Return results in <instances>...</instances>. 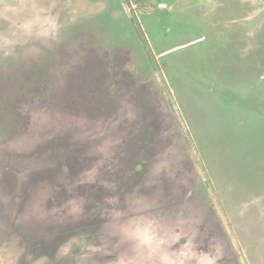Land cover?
<instances>
[{
	"label": "rangeland",
	"instance_id": "1",
	"mask_svg": "<svg viewBox=\"0 0 264 264\" xmlns=\"http://www.w3.org/2000/svg\"><path fill=\"white\" fill-rule=\"evenodd\" d=\"M127 1L0 0V264H242L171 104L264 264V0Z\"/></svg>",
	"mask_w": 264,
	"mask_h": 264
},
{
	"label": "flooded vegetation",
	"instance_id": "2",
	"mask_svg": "<svg viewBox=\"0 0 264 264\" xmlns=\"http://www.w3.org/2000/svg\"><path fill=\"white\" fill-rule=\"evenodd\" d=\"M119 5H120V7L122 8V11H124V12L128 15V18H129V19H128L126 16H125V19H126V20L128 19L129 22L131 21V28L133 27V29H134L135 32H136V28H135V26H134V22H133V20H132V18H133V13H132V10H131V7H130L128 1H127V0H121V3L117 2V3H116V6H115L114 4L111 6L110 3H109V7L111 8V10H113L114 7L117 8ZM124 12H123V13H124ZM124 15H125V14H124ZM128 20H127V21H128ZM150 66H151V68L153 69V72H154L156 78L158 79L159 83L161 84L162 89H163V91H164V94H165L166 98L170 101V100H171L170 95H169V93H168V91H167V88L165 87V85H164V83H163V80H162V77H161V75H160V72H159L158 68L156 67V65H155L154 62H151ZM171 109H172L173 115H174V117H175V119H176V121H177V123H178V125H179V127H180V130H181V132H182V135H183V137H184V139H185V141H186V144H187V146H188V149H189V151H190V154H191V156H192V158H193V160H194V162H195V164H196V167H197V169H198V171H199L201 177L205 180V182H206V184H207V186H208V189H209V193L211 194V196H212L213 199H214V203H215V205H216L217 211H218V213H219L221 219H222L223 222H224V225H225V227H226V229H227V232H228L229 237H230V239H231V241H232V244H233V246H234V248H235V250H236V252H237V254H238V257H239V259H240V261H241L242 264H244V261H243L242 257L244 258L246 264H248L247 261H246V259H245V257L242 255V252H241V250H240L239 243H238V241H237V239H236V237H235V235H234V233H233V231H232L231 226L229 225V222H228V219H227L226 215L221 211L220 206L218 205L216 199L214 198V194H213V192H212V190H211V188H210V186H209V184H208V182H207V180H206L205 172H204V170H203V168H202V166H201V164H200V162H199V159H198L199 156H198V154L196 153L194 147L192 146V143H191L190 138H189V136H188V134H187V131H186V129H185L183 123H182V120L180 119L179 113H178L176 107H175L173 104H171ZM197 156H198V157H197ZM233 238H235L236 242L233 240ZM236 243H237L238 246L236 245Z\"/></svg>",
	"mask_w": 264,
	"mask_h": 264
},
{
	"label": "water",
	"instance_id": "3",
	"mask_svg": "<svg viewBox=\"0 0 264 264\" xmlns=\"http://www.w3.org/2000/svg\"><path fill=\"white\" fill-rule=\"evenodd\" d=\"M233 240L236 242L235 238H233ZM236 245H237V243H236ZM237 246H238V245H237ZM242 259H243V261H244V264H246V262H245V260H244L243 257H242Z\"/></svg>",
	"mask_w": 264,
	"mask_h": 264
}]
</instances>
